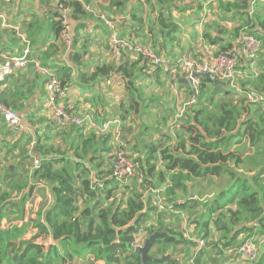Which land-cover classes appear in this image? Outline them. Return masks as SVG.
Instances as JSON below:
<instances>
[{
  "label": "trees",
  "instance_id": "16d2710c",
  "mask_svg": "<svg viewBox=\"0 0 264 264\" xmlns=\"http://www.w3.org/2000/svg\"><path fill=\"white\" fill-rule=\"evenodd\" d=\"M92 1L83 0L81 4L78 0H58L57 10L68 9L74 20L87 19L89 13L83 5ZM174 1H180L181 8ZM184 1L146 0L144 4L148 8L159 6L156 20L170 36L177 28L172 11H184ZM190 1L197 2L196 12L201 13L203 3L209 10L216 4L220 13L238 19V26L231 30L215 26L216 36L211 37L207 30L204 37L212 44L227 32L234 39L239 33L252 35L264 46V4L250 9L249 0ZM33 20L24 23L18 41L25 37L34 42L35 34L43 30L55 41L49 48L52 56L75 47L73 33L70 47L64 44L66 25L59 13L41 18L33 15ZM136 22L141 23L140 19ZM15 38L12 34L10 39ZM135 55L132 60L121 57L119 62L96 65L86 72L80 53H69L71 64L77 69L82 66L83 72L78 69V85L92 87L111 75L124 82L125 98L118 114L121 120L150 114L140 78L159 68H151ZM59 76L68 87L70 70ZM255 79V88L245 90L214 87L209 81L197 79L194 109L188 115L182 113L181 123L170 122L171 136L161 134L157 141H143L142 156L138 150L133 152L138 155L139 167L129 181L113 176L108 159L114 147L97 129L56 126L47 121L43 127L47 133L66 139L62 145L49 144L44 133L38 134L41 121H27L33 133L19 137L18 142L25 140L24 147L18 157H12L13 169L4 166L0 174V264H139L137 238L142 246L149 236L164 229L166 234L156 238L149 256L169 254L179 260L178 264L236 259L225 254L227 248L249 239L256 244V237L264 236V73ZM246 80L250 83L252 78ZM179 86L193 97L188 85ZM250 91L262 94L263 99L249 101ZM183 115L189 119L181 121ZM94 116L100 121L108 117ZM145 129L153 131L144 126L134 137L136 145ZM182 133L185 138L177 139ZM125 141L130 145V139ZM16 142L8 153L15 149ZM33 158L36 160L31 168ZM17 167L21 168L19 172ZM38 184L48 186L50 205L35 217H26L24 206ZM43 199L45 203L44 193ZM198 240H204L210 252L204 262L200 258L205 253L198 252ZM252 264H264V247Z\"/></svg>",
  "mask_w": 264,
  "mask_h": 264
},
{
  "label": "crops",
  "instance_id": "0c3cea01",
  "mask_svg": "<svg viewBox=\"0 0 264 264\" xmlns=\"http://www.w3.org/2000/svg\"><path fill=\"white\" fill-rule=\"evenodd\" d=\"M145 1L93 0L92 7L108 18L118 21L119 36L142 45H150L158 55L166 59V65L170 68L175 69L176 61L183 55L189 54L194 59L200 61L204 58L203 52L205 49H213L215 52L221 49L230 51L239 45L241 33L234 39L226 32L220 35L221 41L216 44H212L204 37V33L207 30L210 32L211 37L216 36L215 26L227 30L238 26V19H231V14L224 15L220 13L216 4L209 10L206 8L205 3H203V9L199 13L195 9L197 2L185 0L184 11L181 9L172 11V21L177 28L176 32L169 36L156 20L159 6L152 4L148 8L144 4ZM78 2L83 4V0H78ZM57 3L58 0H20L19 2L5 5L0 1V55L3 53H19L24 47V40L30 45V62L25 68L15 71L5 78L0 93V102L20 115L23 124V130L12 131L0 121V126L3 127L0 128V139H4L7 131H12L15 135L11 141L8 139L7 142L1 143L0 174L3 173L4 166H13L12 162H7L5 165V161L12 159L13 156L18 157L20 148L24 147L25 140L22 139L18 142L19 137L25 133H33L27 121H41L38 125V134L44 133L47 137V143L66 141L64 138L62 140V136H53L52 133H47L43 129L45 123L50 121L46 100V74L44 69L51 71L58 78H60L59 75L62 71L66 69L70 70V81L67 91L73 101V108H75L73 112L77 115L90 111V114L93 116L99 114L101 116L107 115L106 120L116 118L115 116L119 114V104L125 98L124 82L114 75H111L108 80L94 84L92 87L81 86L76 83L78 69L81 72L83 70L82 66H79L77 69L71 64L69 53L72 50L80 53L83 59L84 71L86 72H91L96 65L116 61L113 59L109 49V32L97 17L89 14V18L87 19L74 20L66 11L59 12L57 10ZM140 3L143 7L138 6L141 5ZM255 4L261 6V4H264V0H258ZM174 5L181 8L180 1H174ZM51 12L59 13L63 18V23L66 25V31L71 37L73 33L77 38L73 49L71 46L66 53L62 54V52H58L55 56H52V52L49 50L50 45L55 43V41L51 37L48 38L47 33L43 30H38L33 37L34 42L29 41L25 37H21V42L18 41L20 35H23V30L25 29L24 23L34 21L33 15L41 18L43 15ZM138 19L141 21L140 24L136 22ZM225 22L231 24L227 26ZM12 34L16 37L15 41L10 39L12 38ZM68 47L70 46H66V48ZM135 56V53L128 51L124 52L122 57L124 60H132ZM36 62H38V65L35 66L34 63ZM238 69L240 71L238 87L241 85L245 90L250 86L254 89L255 82L257 81L255 78L259 73H264V46L262 45L255 64H252L249 58H243L238 65ZM249 76L252 78L250 83L246 80ZM180 84L178 81L172 82L169 75L161 69H158L153 74L146 72V75L140 78V86L144 97H146L149 103L148 110L150 114L147 112L140 119L133 118L134 122L132 117H130L131 121L128 118L121 120L120 116L117 117L120 119V124L116 129L120 141L119 144L123 143L126 152L137 162L138 167V155L133 154V152L138 150V153L142 156L145 152L142 148L145 144L144 142H150L151 139L157 141L161 134L171 136L169 128L172 129V126L170 122L174 123L178 121L181 123L179 119L182 117V113L188 115L194 109V106L190 104L191 99L188 93L184 88L179 86ZM184 115L181 121L189 119L187 116L184 117ZM93 120L95 127L100 126L103 122L96 116L93 117ZM139 125L142 126L139 127ZM144 126L151 127L153 131L145 129L140 139H138V145H136L137 141L134 140V137L141 132ZM87 127L89 126L87 125ZM129 127H132V129ZM125 138L131 140L130 145L125 141ZM184 138L185 135L182 133L177 139ZM15 141H17L15 149L8 153ZM31 143H33V140H31ZM111 144L113 145L112 142ZM7 145V149L2 147ZM159 164L160 162L157 165ZM43 187L42 184H38L34 190H31L24 206L25 215H36L39 211L42 212L49 207L51 199L48 198V194L44 205L43 193H36L37 188ZM214 239H216V234ZM256 240H259L258 248L261 252L264 247V236L259 235L256 237ZM139 242L140 239L138 237L136 243ZM201 251L205 253L200 258L204 262L210 258V252L206 249V245L198 252ZM218 261H215L216 264H251V262L239 259L221 261L219 258ZM205 264L213 263L207 260Z\"/></svg>",
  "mask_w": 264,
  "mask_h": 264
},
{
  "label": "built area",
  "instance_id": "2783aa9c",
  "mask_svg": "<svg viewBox=\"0 0 264 264\" xmlns=\"http://www.w3.org/2000/svg\"><path fill=\"white\" fill-rule=\"evenodd\" d=\"M3 4L9 5L20 0H0ZM144 1V0H142ZM213 1V0H209ZM256 0H249L250 9L254 7ZM82 4V3H81ZM207 5V4H205ZM85 10L97 17L109 32V49L113 59L119 62L124 52H133L140 55L146 64L151 68H159L169 75L172 82L185 77L189 78L193 72L210 73L220 81L227 84V88L238 90V79L240 71L238 65L243 58H249L252 64L256 63V56L261 50V42L252 35H242L237 48L230 50L228 53H217L213 49H205L204 58L200 61L192 56L183 55L175 63V69L168 67L166 59L158 55L150 45H142L131 40L124 39L118 33V21L108 18L104 14L99 13L90 5H83ZM69 13V10H64ZM64 44L70 46L72 43L71 35L65 30L62 36ZM24 47L17 54L3 53L0 55V93L3 88L5 78L15 71L25 68L30 62V45L24 40ZM38 65V62L34 63ZM46 100L49 108L50 121L56 126L75 125L78 127L89 126L97 129L103 135L110 138L113 143V153L108 159L111 165L113 176L120 181H129L135 176L138 164L126 152L123 143L119 144L118 133L116 131L120 124L119 118H111L103 121L100 126L95 127L93 115L90 111L77 115L73 112V101L62 82L51 71L44 69ZM196 80L194 84L196 85ZM247 98L251 102L263 99L262 94L250 91ZM190 104L194 105L196 97L190 98ZM0 120L12 131H21L23 124L20 115L12 111L9 107L0 102ZM119 145V146H118ZM140 182L141 178L138 176ZM153 191V190H152ZM155 193V191H154ZM48 198L51 199L50 194ZM140 246L139 243L135 247ZM255 243L252 240H246L226 249L225 253L233 258L241 261H254L257 259V251ZM205 247L204 240H198V248Z\"/></svg>",
  "mask_w": 264,
  "mask_h": 264
},
{
  "label": "water",
  "instance_id": "95a60500",
  "mask_svg": "<svg viewBox=\"0 0 264 264\" xmlns=\"http://www.w3.org/2000/svg\"><path fill=\"white\" fill-rule=\"evenodd\" d=\"M196 79H202L209 81L213 83L214 87H221L223 89H227V84L224 81H220L217 78H215L210 73H196L193 72L189 78L182 77L178 80L181 84H187L190 87V90L192 92L193 97H196V88L194 85V80ZM10 170L13 169V166L9 167ZM163 234H166V230L164 229L162 232H156L149 236L142 246H138L135 248V252L137 253V257L139 258V264H146L147 262H151L154 264H164V263H171V264H178L179 260L172 258L169 254L164 255L162 257L154 258L149 256L147 253L151 246L153 245L154 241L158 236H161Z\"/></svg>",
  "mask_w": 264,
  "mask_h": 264
},
{
  "label": "rangeland",
  "instance_id": "374dc122",
  "mask_svg": "<svg viewBox=\"0 0 264 264\" xmlns=\"http://www.w3.org/2000/svg\"><path fill=\"white\" fill-rule=\"evenodd\" d=\"M225 24L227 25V26H229L231 23H228V22H225ZM188 56H189V54H188ZM240 87H238V90L241 88L242 89V87H241V85H239ZM115 117H118V116H115ZM83 127H87V126H82V128ZM23 130V129H22ZM14 137H15V135L12 133V131H7L6 132V134H5V137H4V139H0V147H1V143L2 142H7V140L8 139H10L9 141H11L12 139H14ZM8 141V142H9ZM58 145H62L63 143H61V142H58L57 143ZM31 145H33V143H31ZM2 147H4L5 149H7L8 148V145L7 146H2ZM32 149V148H31ZM30 152V151H29ZM250 156H252V155H249L248 157H250ZM36 159H32L31 161H30V164H31V168H32V166H33V164H34V161H35ZM7 162H12V159H9V160H6L5 161V165H6V163ZM21 170V168L20 167H17V169H16V171L17 172H19ZM28 170H30V168L28 169ZM34 183V182H33ZM36 188V187H35ZM42 191H41V190ZM42 192L45 194V197L47 198V194L49 193V188H48V186H44L43 188H37L36 189V193H40V194H42ZM44 205H45V203H44ZM26 217H35V215H32V214H29V215H25ZM257 241H259V240H255V242H256V251H257V254H258V256H259V248H258V245H257ZM154 251V250H153ZM258 256H257V258H258ZM254 261H256V259L254 260ZM251 262V264H252V262L253 261H250Z\"/></svg>",
  "mask_w": 264,
  "mask_h": 264
},
{
  "label": "clouds",
  "instance_id": "9594fccd",
  "mask_svg": "<svg viewBox=\"0 0 264 264\" xmlns=\"http://www.w3.org/2000/svg\"><path fill=\"white\" fill-rule=\"evenodd\" d=\"M179 80V79H178ZM197 80V79H196Z\"/></svg>",
  "mask_w": 264,
  "mask_h": 264
}]
</instances>
